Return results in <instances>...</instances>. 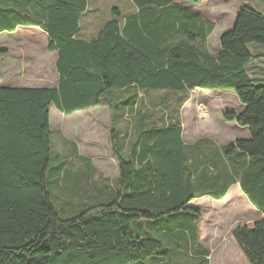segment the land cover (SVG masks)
<instances>
[{"label": "trees", "instance_id": "obj_1", "mask_svg": "<svg viewBox=\"0 0 264 264\" xmlns=\"http://www.w3.org/2000/svg\"><path fill=\"white\" fill-rule=\"evenodd\" d=\"M130 1L138 12L126 17V27L113 7L98 37L86 42L79 33L89 0H0V31L39 28L57 56L58 74L56 87L0 86V264H196L187 259L195 247L180 244L198 243L201 219L191 203L210 195L221 201L236 183L262 218L238 226L233 238L248 264H264V85L254 83L249 68V47L264 46V13L242 6L213 55L206 50L213 25L199 14L175 0ZM195 89L231 91L241 103L239 113L223 114L249 134L222 148L236 178L212 161L215 151L206 169L205 146L195 161L200 142L186 145L178 116L167 111L166 120L149 121L132 94L163 92L167 103V92ZM178 100L180 109L188 98ZM52 105L66 116L110 109L120 174L114 185L99 177L103 189H88L96 170L83 159L85 185L73 174L68 182L61 178L59 201L50 192ZM135 113V126L119 129ZM68 167L63 161L59 170L66 174ZM198 264H209L206 252Z\"/></svg>", "mask_w": 264, "mask_h": 264}, {"label": "rangeland", "instance_id": "obj_2", "mask_svg": "<svg viewBox=\"0 0 264 264\" xmlns=\"http://www.w3.org/2000/svg\"><path fill=\"white\" fill-rule=\"evenodd\" d=\"M184 3L191 11H197L201 5L191 2ZM243 4H249L264 13V1L262 0H207L200 6L199 11L206 18L220 23L217 24V29L211 38L212 46L216 43L218 35L220 37L227 27L231 28L230 24L235 13L244 6ZM216 5L218 8H215ZM113 7L121 9L123 13H131L135 9L134 5L131 2L128 4L127 0H90L89 8L96 9V11L89 13L88 16L90 18L96 16L97 24H105L110 19L108 13ZM85 15L82 17L83 20L81 19L83 25L87 19ZM254 45L249 47L251 54L253 55L254 51L256 55V57H252L254 62V67H251V72L254 74L253 81L257 85H264V46ZM0 48L7 51V55L0 58V82L2 84L13 83L14 86L35 88L56 86L55 55L47 51V40L42 32L37 29L21 28L11 37L0 38ZM167 93L171 94L165 98L167 103H164L162 99L167 94H163V92L150 90H143L140 93L132 92L134 97L136 94L139 95L135 98L137 106L139 105L138 110L146 114L150 121H158L162 117L166 119L168 113L178 116L177 118L181 121L185 131L186 145L200 142L199 148H193L197 152L195 161L197 158L198 161L200 160L199 151L209 140L212 148V140L217 144H229L235 139L247 135L246 130H240L235 122H226L221 118L227 112H240L241 103L233 92L219 90L203 91L202 93L196 90L187 94ZM127 95L130 96L131 93ZM183 97L188 100L180 109H177L178 99ZM199 98H201L200 103L203 102L210 108L209 112L200 103H196V99ZM177 111L179 112L176 114ZM50 125L54 158L50 163L47 181L50 192L58 198V201L64 196V193L62 194L59 189L62 177L66 176L68 182L72 180L73 174H78L84 178V185L89 177V169L83 162L69 161L68 157L64 160V155L73 154L72 143L78 145L83 156L90 158L92 166L96 170V177L93 174V183L98 184L99 177L109 180H116L119 177L118 164L112 152L111 131L113 124L112 114L108 107L99 106L88 111L77 112L71 116H63L52 105ZM63 161L67 162L69 166L66 174L59 170ZM68 186L71 187L69 184ZM91 187L88 185V189L91 190ZM238 190V187L233 188L231 195L219 203L208 199L195 203L202 217V240L211 252L210 264H248L235 243L232 233L238 226L252 225L261 219V215L250 209L247 200ZM72 194L71 192L66 193L65 198L69 200ZM56 201L54 203L58 206V201ZM86 202L87 200L82 199L75 205V208H81ZM163 225L165 229L171 227L170 224Z\"/></svg>", "mask_w": 264, "mask_h": 264}, {"label": "crops", "instance_id": "obj_3", "mask_svg": "<svg viewBox=\"0 0 264 264\" xmlns=\"http://www.w3.org/2000/svg\"><path fill=\"white\" fill-rule=\"evenodd\" d=\"M128 1V4H129V2H131L130 0H127ZM262 1H264V0H262ZM185 1H183V0H175V3L178 5V6H180V7H182V8H185V9H188L187 7H186V5H185V3H184ZM205 2H207V0H204L203 2H201L200 4L202 5V4H204ZM132 3V2H131ZM133 4V3H132ZM89 5H90V0H89ZM134 5V4H133ZM200 5V6H201ZM220 5V4H219ZM243 5H246V4H243ZM200 6H199V8H198V10L196 11H192L193 13H197V14H199V16L202 18V20L203 21H207L208 23H211L212 25H213V31H212V33L210 34V36L208 37V39H207V43H206V50L209 52V53H211V54H213V55H215V54H217L219 51H220V45H219V42H220V38H221V36L225 33V32H227V31H229L233 26H234V23H235V21H236V19H237V16H238V14H239V12H240V9H241V7L238 9V11L235 13V15H234V18H233V21H232V23L230 24V26H231V28H226L227 30L225 31V32H223L222 34H221V36L219 37V35H218V37H217V41H216V43L214 44V46H212L210 43H211V38H212V36H213V34H214V32H215V30L217 29V24H220V23H218V21H216V20H211V19H209V18H206L205 16H204V14H202L201 13V11H199V9H200ZM134 7H135V9L131 12V13H127V12H122L123 13V15L125 16V18L122 20V25L124 26V27H126L127 26V24H128V20H127V18L129 17V16H131V15H133V14H136L137 12H138V9L136 8V6L134 5ZM215 8H218V5H216L215 6ZM94 11H96V9H91V8H89L88 7V10L86 11V15H85V18H87L86 19V22H85V25H83V24H81V21H80V28H81V30H80V33H79V38L80 39H82V40H84V41H86V42H90V41H92V40H94V39H96L97 37H98V35H99V33H100V31L102 30V28L104 27V25L108 22H106L105 24H102V23H96V20L98 19L96 16H93V17H89L88 16V14L89 13H91V12H94ZM217 13H218V10H217ZM108 14H110V19H111V10H110V12L108 13ZM83 15V16H84ZM82 16V17H83ZM127 17V18H126ZM82 19V18H81ZM109 19V20H110ZM83 20V19H82ZM37 29V30H39L40 32H42L39 28H37V27H29V26H24V27H21V26H19V27H17L16 29H14V30H4V31H0V38H3V37H11V36H13V35H15L18 31H19V29ZM87 29V30H86ZM81 32H82V35H81ZM44 35H45V37H46V40H47V43H48V39H47V35L44 33V32H42ZM82 37H84V38H82ZM251 46H255V45H251ZM256 48H260V47H256ZM260 50H263V49H260ZM47 51H48V49H47ZM50 54H53V55H55V63H56V59H57V56H56V54L55 53H53V52H50V51H48ZM0 53H3V54H1L2 56H6L7 55V51L6 50H4L3 48H0ZM5 53V54H4ZM2 56H0V58L2 57ZM252 57H256V55H255V52L253 51V56ZM254 65V62H253V58H251V61H250V63H249V68H251V67H254L253 66ZM252 69V68H251ZM263 69V68H262ZM55 70H56V68H55ZM57 73V72H56ZM57 83H58V74H57ZM57 83H56V86H57ZM0 86H5V87H23V86H14L13 85V83L12 84H2L1 82H0ZM56 86H54V87H56ZM25 87H27V86H25ZM29 87V86H28ZM41 88H49V87H47V86H45V87H41ZM196 90H198V91H200V92H202L203 93V91H205V90H199V89H195V90H193V91H191V92H194V91H196ZM202 98V97H201ZM201 98H199V99H196V103H200V99ZM195 103V102H194ZM200 105L201 106H203V107H205V109L209 112L210 111V108L209 107H207L203 102H201L200 103ZM200 106V107H201ZM99 107V106H98ZM93 108H96V107H93ZM93 108H91V109H93ZM91 109H89V110H91ZM242 109V106H241V108H240V110ZM239 110V111H240ZM88 111V110H87ZM79 112H84V111H79ZM75 113H77V112H75ZM74 113V114H75ZM63 116H66V115H64V114H62ZM73 115V114H72ZM69 116H71V115H69ZM138 116H139V114L138 113H135V115H132V114H126V116H125V118H124V120L118 125V127H119V129H121V130H123V131H125L126 129H127V125L128 124H130V126H135V122H130L131 120H135L136 118L137 119H139L138 118ZM221 118H223V116L221 117ZM162 119L163 120H166L165 118H163L162 117ZM224 119V118H223ZM150 121V120H149ZM159 121V120H158ZM137 125V124H136ZM50 127H51V125H50ZM237 128V127H236ZM184 129V128H183ZM240 130H242V131H244V130H246V132H247V135L245 136V137H243V138H239V139H248L249 138V134H248V131H247V129H245V128H242V127H240ZM183 139H184V142L186 143V141H185V131H183ZM236 140H238V139H235L233 142H235ZM233 142H230L229 144H231V143H233ZM194 143V142H193ZM229 144H217L216 142H214L213 140H212V148H211V141L209 140V143H207L206 145H205V148H204V150L202 151L203 152V154H202V156H205V159L204 160H206L207 162H206V164H205V167H206V169H211L210 168V163H209V160H210V152H216L214 155H212L213 156V162L218 166V168H220V170L222 169V168H224V170H223V172H228V170H230V164H226V160L223 158V154H222V148L224 147V146H226V145H229ZM72 153L73 154H67V155H64L63 156V158H64V160H66L67 159V157L69 158V161L71 160H76V161H78V162H82V160L83 159H86V160H88V161H90V164H91V166H92V162H91V160H90V158H88V157H86V156H83L81 153H80V149H79V147H78V145H76L75 143H72ZM70 155V156H69ZM93 167V166H92ZM94 168V167H93ZM220 170H216V171H214L213 172V174H215V173H220L221 171ZM212 171V170H211ZM230 172H231V175H233V177L234 178H236L235 177V174L230 170ZM119 176H120V174H119ZM119 178V177H118ZM118 178L116 179V180H109V179H107V178H105V180H107L108 182L110 181L111 182V184L112 185H114L115 183H116V181L118 180ZM93 181V180H92ZM92 183V184H91ZM93 184H95V185H93ZM102 183H98V184H96V183H93V182H91L90 181V185L92 186L91 187V189H92V191H99V190H102L103 188H102V185H101ZM235 187H238V191H240V193H241V195L247 200V203L249 204V207H250V209H253V210H255L257 213H259L260 215H261V218H262V213L259 211V210H257L256 208H255V206L249 201V199L247 198V196L243 193V191L241 190V186H240V183H236V184H234L233 186H231L230 187V189L228 190V193H227V195L225 196V198L223 199V200H221V201H216V200H214V198L212 197V195H210V196H204V197H202V198H200V199H196V200H194L192 203H191V209H193V210H195V211H197L198 213H199V215H200V219H201V222H202V217H201V213L197 210V206L195 205V203L197 202V201H200V200H205V199H208V200H211V201H214V202H217V203H219V202H222V201H224L225 199H227L230 195H231V193H232V190H233V188H235ZM72 189V188H71ZM235 193H236V190H235ZM201 222H200V225H199V234H198V243H185V244H183V243H180V244H182V245H186L187 247H195V249H193V250H190V255H191V258H189V257H187V259H190V260H193L194 261V263H196V264H198V257H199V255L200 254H204V252H206L207 253V259H208V261H209V264H210V257H211V252H210V250L205 246V244L203 243V240H202V236H201ZM232 236H233V233H232ZM234 239V238H233ZM235 241V240H234ZM236 243V242H235ZM237 244V243H236ZM238 246V245H237ZM238 248H239V246H238ZM240 249V248H239ZM241 251V250H240ZM202 252V253H201ZM242 252V251H241ZM243 254V253H242ZM193 255V256H192ZM244 256V255H243ZM246 259V258H245Z\"/></svg>", "mask_w": 264, "mask_h": 264}]
</instances>
